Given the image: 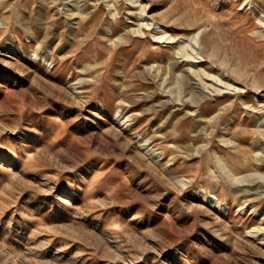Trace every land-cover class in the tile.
Wrapping results in <instances>:
<instances>
[{"label": "rangeland", "instance_id": "374dc122", "mask_svg": "<svg viewBox=\"0 0 264 264\" xmlns=\"http://www.w3.org/2000/svg\"><path fill=\"white\" fill-rule=\"evenodd\" d=\"M0 264H264V0H0Z\"/></svg>", "mask_w": 264, "mask_h": 264}, {"label": "bare ground", "instance_id": "6f19581e", "mask_svg": "<svg viewBox=\"0 0 264 264\" xmlns=\"http://www.w3.org/2000/svg\"><path fill=\"white\" fill-rule=\"evenodd\" d=\"M146 24V23H145ZM148 24V23H147ZM144 25V24H143ZM139 26L141 27L142 26V23L140 24L139 23ZM145 26V25H144ZM147 26V25H146ZM136 31H138L141 35L142 34H144V32L140 29V28H137V30ZM169 36V35H168ZM153 37V40H155V41H159V42H161V41H166V39L167 38H171V37H165V34H163V35H160V36H155V35H153L152 36ZM173 39V38H172ZM172 39H168L167 40V42H171V41H173ZM186 45V44H185ZM187 46V45H186ZM186 46H184V45H182V46H180L179 48H178V51H177V54H178V58L180 59V61L181 62H184V63H187V64H189L190 66L188 67V69H187V72L189 73V75L191 74V76H193V78H195V79H202V80H204V79H209V80H211V82L213 81H215L214 79H216L217 80V78H213L212 76H214V75H210V74H208V72H206V71H204L203 69H194L193 68V66H197V64L198 63H200L201 61H202V59H200V57H198V56H196L195 54H193V55H191L186 49H185V47ZM189 46V45H188ZM189 49H192V48H190V46H189ZM194 52V51H193ZM192 52V50H191V53H193ZM197 52V51H196ZM197 54V53H196ZM181 74V73H180ZM184 74V73H183ZM188 75V76H189ZM218 80H221V79H218ZM200 84H202V85H205V82L203 81V82H201V81H198ZM215 83H216V81H215ZM215 83H213V85H212V90L213 91H215L216 93H221V92H223V90H222V88L221 87H215L214 86V84ZM207 84V83H206ZM217 84H221V81L220 82H218L217 81ZM224 84V82H222V85ZM228 84V83H227ZM209 86V85H208ZM225 88H228L229 90L230 89H233L232 91H234L235 90V88L237 89V87H231V85H226V83H225ZM237 91V90H236ZM235 91V92H236ZM221 164H222V162H221ZM224 166V165H223Z\"/></svg>", "mask_w": 264, "mask_h": 264}]
</instances>
